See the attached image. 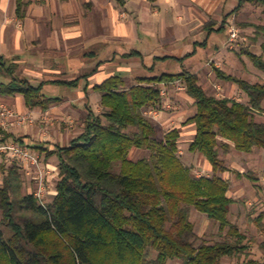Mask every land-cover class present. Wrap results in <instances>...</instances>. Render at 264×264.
I'll list each match as a JSON object with an SVG mask.
<instances>
[{
	"label": "trees",
	"instance_id": "trees-1",
	"mask_svg": "<svg viewBox=\"0 0 264 264\" xmlns=\"http://www.w3.org/2000/svg\"><path fill=\"white\" fill-rule=\"evenodd\" d=\"M16 2L17 15L24 18L28 1ZM246 2L264 8V0H239L237 9ZM255 28L254 39L264 38V26ZM262 49L263 54H256L243 48V54L264 75V42ZM135 53L141 55H129ZM0 68L10 77L0 81V95L21 94L28 107L43 110L60 101L45 95V82L33 85L20 77L18 65H7L1 54ZM214 70L219 79L236 84L246 101L209 93L199 75L188 70L139 77L130 87L114 75L95 86L102 95V111L88 108L78 136L52 151L33 146L59 160L57 193L47 204L35 192H26L19 164L4 166L0 264H233L228 259H241L243 254L249 259L236 264H264L250 258L246 234L231 221L232 206L239 200L229 195L231 182L222 174L235 170L221 154V149L264 150V121L255 117L264 113V81ZM176 80L185 85L197 108L185 121L196 128L188 150L208 160L211 175L196 176L185 163L179 128L161 141L158 128L146 116L147 110L164 107L163 86ZM135 148L148 149L150 157L132 159ZM118 161L121 167L116 171ZM193 207L219 223L223 240L211 243L198 235L191 219ZM256 223L264 232V214Z\"/></svg>",
	"mask_w": 264,
	"mask_h": 264
},
{
	"label": "crops",
	"instance_id": "crops-1",
	"mask_svg": "<svg viewBox=\"0 0 264 264\" xmlns=\"http://www.w3.org/2000/svg\"><path fill=\"white\" fill-rule=\"evenodd\" d=\"M27 1L25 16L19 18L16 0H0V54L7 65H18L17 72L22 68L33 85L45 82V95L57 97L60 101L43 110L28 107L21 94L1 95L9 106L20 113H30L34 118L31 124H18L4 131L2 140L19 143L13 140L17 137L22 139L20 144H28L41 156L44 166L53 168L48 179L59 176L58 157L47 158L45 152L33 146L52 151L68 145L78 136L83 131L88 108L101 112L102 95L94 87L109 77L120 75L130 87L138 82L139 77L188 70L197 73L204 86L201 72L208 74L211 71L210 75H213L209 60L214 67L231 74L233 56L226 45L230 34L226 23L228 15L239 10V0ZM223 30L226 34L221 36ZM89 44L107 47L109 54L95 68L78 75L84 70L78 59L84 58L85 46ZM112 47L115 49L113 54L109 50ZM132 52L141 55H129ZM158 62H171L172 65L176 62L178 71H168L170 66L159 68ZM139 69H145L147 73H138ZM0 71V75L6 73L4 69L0 68ZM2 77L6 79L0 81L10 80L8 75ZM177 84L185 90L186 98L194 106V99L187 94L181 80L165 84L164 97ZM52 85H61L63 89L55 90ZM48 87L49 91H46ZM166 98L165 102L169 100ZM175 128L180 129L182 137L184 127ZM7 133L11 137L7 138ZM191 133L190 141L196 134L195 127ZM207 163L205 168L211 175L212 166L208 160ZM56 193L57 190L53 195Z\"/></svg>",
	"mask_w": 264,
	"mask_h": 264
},
{
	"label": "rangeland",
	"instance_id": "rangeland-1",
	"mask_svg": "<svg viewBox=\"0 0 264 264\" xmlns=\"http://www.w3.org/2000/svg\"><path fill=\"white\" fill-rule=\"evenodd\" d=\"M228 17L229 19L227 20L226 28L230 29V24L232 23L239 28L238 38L231 40L229 34L226 42L227 49L229 50L228 52H232L233 56L231 57V74L242 77L250 82L264 81V75L262 72L254 66L247 55L243 54V48H248L256 54H263L262 43L264 42V38L261 37L259 40L254 39L257 37L255 26H264L263 6L258 3L246 2L242 9L237 10V13L235 11L231 12ZM225 34L226 30H223L221 36H224ZM106 49L107 47L103 48V46L99 44H89L88 46H85L83 53L84 58L83 56L81 57L83 60L78 59V63L81 62L84 70L78 73V75L84 73V71L92 70L97 66L99 61L107 59L106 56L109 54V51H106ZM109 50H112V54L115 51L113 47L109 48ZM92 52L95 54H92ZM209 63L213 75H210L211 71L208 74L205 71L201 72L203 84L207 87L206 89L209 93L246 101L247 98L245 93H243L239 87L232 82L225 84L227 81L219 79L214 70L213 63H211L210 60ZM172 64L173 63L171 62H158L159 68L170 66V68H167L168 71L177 72L178 65H176V62L174 65ZM146 71L147 70L145 69H139L138 73H147ZM23 73L22 68L17 72L19 76L25 75L23 77H26V74ZM117 73L120 74V72ZM149 74L152 73L149 72ZM2 75L5 77L7 76L6 73ZM2 75H0V80L6 79L3 78ZM209 78L211 79L210 81ZM180 87L181 85L179 84L174 85V87H171L167 93V98L165 97L167 100L169 99L165 103H169L171 105L170 108L162 107L161 110H158L159 113L156 116L150 113L149 110L145 113L158 128V139L161 141L165 139L166 133L173 128L180 126L184 127V129H182L184 135L180 137V154L182 158L187 161L189 166L193 167L194 175H208L209 171L205 168L207 160L202 158L201 154L198 152L192 153L189 151L190 153H188L187 151L190 138L192 137L191 130L195 125L193 123L192 125L191 123L185 125V121L196 113L197 108L189 102L186 98L185 90H182ZM52 88L55 90L63 89L61 85H52ZM46 91H49V87L46 88ZM153 112H155V110ZM255 117L258 121H264V113H256ZM150 154L151 152L148 149L135 148L131 151L130 157L134 160H138L145 157L149 158ZM221 154L226 163L235 170L222 174L231 182L229 195L239 200V202L232 206L231 221L238 225L246 234L247 239H245L244 242L250 246V258L264 261V248L262 247V244L264 243V232L259 229L256 223V219L264 214V150L261 148H255L252 153H246L232 149L229 153H224L221 149ZM5 157L0 156V182L2 181L4 174L3 167L17 163L21 166L26 192H35L39 186V182L34 178V176L37 175L36 169L34 167L26 168L23 164L12 162L7 157L5 159ZM120 167L121 162H116L114 166L115 170L119 171ZM28 171H30V173H27ZM237 171H240L242 174L238 175ZM58 179L59 176H53L46 181L45 200L47 203L54 197L53 194L57 189ZM1 218L2 213L0 211V220ZM191 219L196 225V232L203 240L213 243L224 239L223 234L219 231V223L208 217L205 213H202L193 207ZM248 259L249 258L243 254L241 259H228V262L236 264ZM175 264L181 263L175 262Z\"/></svg>",
	"mask_w": 264,
	"mask_h": 264
},
{
	"label": "built area",
	"instance_id": "built-area-1",
	"mask_svg": "<svg viewBox=\"0 0 264 264\" xmlns=\"http://www.w3.org/2000/svg\"><path fill=\"white\" fill-rule=\"evenodd\" d=\"M239 36V28L234 24H230V39L235 40ZM165 95V92H163ZM164 107H171L168 103ZM150 110L154 116L158 115V110ZM34 118L30 113H20L13 107L3 101L0 95V154H6L7 158L12 162H18L26 166V168L34 167L37 175L34 178L39 182L35 196L42 204H47L45 200V186L48 177L53 174V168L49 165L42 164L41 156L36 153L28 144H20L15 142H7L2 140L4 131L18 124L27 125L33 123ZM27 173H30L28 171Z\"/></svg>",
	"mask_w": 264,
	"mask_h": 264
}]
</instances>
